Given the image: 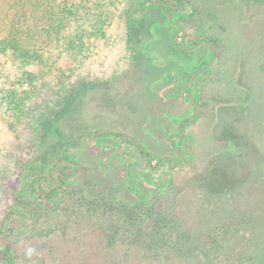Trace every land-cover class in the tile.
<instances>
[{
    "label": "rangeland",
    "instance_id": "1",
    "mask_svg": "<svg viewBox=\"0 0 264 264\" xmlns=\"http://www.w3.org/2000/svg\"><path fill=\"white\" fill-rule=\"evenodd\" d=\"M68 2L65 29L45 26V17L38 16L45 31L34 37L37 57L23 62L13 58L20 50L8 40L33 39L25 33L29 29L13 28L17 9L23 12L32 2L0 0V218L12 204L13 191L24 185L23 170L28 177L60 169L56 154L65 142L61 118L67 107L97 112L104 98L118 97L123 115L141 74L140 44L151 38L148 14L153 11L161 20L158 8L134 0ZM241 32L245 104L237 106L240 114L234 119L225 116L218 126L227 143L201 144L202 155L208 153L178 175L183 185L177 196L161 197L164 209L171 210L168 247L147 250L127 243L134 227H154V217L145 210H139L136 226L121 228L84 212L75 218L49 215L40 233L11 246L13 264H264V10L245 11ZM223 86L214 100L234 101L237 92L229 82ZM233 106L220 110L230 114ZM140 237L131 240L148 236ZM7 258L1 250L0 260Z\"/></svg>",
    "mask_w": 264,
    "mask_h": 264
},
{
    "label": "flooded vegetation",
    "instance_id": "2",
    "mask_svg": "<svg viewBox=\"0 0 264 264\" xmlns=\"http://www.w3.org/2000/svg\"><path fill=\"white\" fill-rule=\"evenodd\" d=\"M255 7L264 10V0H147L161 20L148 14L151 38L140 44L141 74L123 115L118 97L104 98L97 112L65 109V142L56 154L61 167L28 177L22 171L24 185L13 191L0 218V251L8 257L0 264H13L11 246L40 233L49 215L75 218L84 212L121 228L136 226L139 210H145L154 226L170 225L171 210L161 197L177 196L183 185L178 175L208 153L202 155L201 144L227 143L218 126L245 104L241 29L245 11ZM225 82L237 98L214 100ZM225 104L236 106L227 114L220 110Z\"/></svg>",
    "mask_w": 264,
    "mask_h": 264
},
{
    "label": "trees",
    "instance_id": "3",
    "mask_svg": "<svg viewBox=\"0 0 264 264\" xmlns=\"http://www.w3.org/2000/svg\"><path fill=\"white\" fill-rule=\"evenodd\" d=\"M32 3L29 4L28 7L23 9L20 6L17 11L14 23L15 26L13 28L28 30L25 32L28 34L29 38L31 39L29 42L26 39L18 40L17 37H11L8 41L11 46H14V50H20L19 54H14V59L19 61H29L30 59H34L37 57V49L38 43L34 40L36 34L40 36L41 30L45 31V29L41 26L42 21L39 23L37 20L39 15L45 17L46 25L47 23H56V25L60 28L65 29L67 26L68 18L71 16V10L68 9L67 6L69 4L68 0H29ZM35 1V2H33ZM47 2V4L45 3ZM133 4H142L147 5V0H134ZM102 6V5H101ZM100 6V7H101ZM70 7V6H69ZM22 12V13H21ZM20 14L23 18L20 17ZM131 17V14H129ZM30 23V24H28ZM25 25V26H24ZM40 25V26H39ZM40 32H38V30ZM24 33V34H25ZM7 42V41H6ZM5 43V41H3ZM10 45V44H9ZM30 45L31 47H29ZM135 231H131L130 238L136 240V238H141V234H145L148 236L145 238V241L137 242L133 240H129L127 243L140 246L144 249H151V248H158V249H165L168 247L166 236L167 231L170 229L168 226H154L150 227H134ZM128 233V234H129ZM127 237V236H125ZM144 238V237H143ZM263 264V263H262Z\"/></svg>",
    "mask_w": 264,
    "mask_h": 264
},
{
    "label": "clouds",
    "instance_id": "4",
    "mask_svg": "<svg viewBox=\"0 0 264 264\" xmlns=\"http://www.w3.org/2000/svg\"><path fill=\"white\" fill-rule=\"evenodd\" d=\"M29 254H31V250H29Z\"/></svg>",
    "mask_w": 264,
    "mask_h": 264
}]
</instances>
